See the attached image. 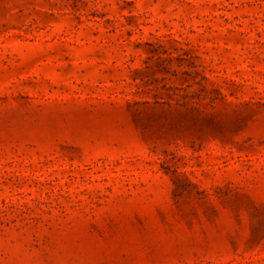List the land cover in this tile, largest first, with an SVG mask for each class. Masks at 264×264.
<instances>
[{"label": "rangeland", "instance_id": "obj_1", "mask_svg": "<svg viewBox=\"0 0 264 264\" xmlns=\"http://www.w3.org/2000/svg\"><path fill=\"white\" fill-rule=\"evenodd\" d=\"M0 264H264V0H0Z\"/></svg>", "mask_w": 264, "mask_h": 264}]
</instances>
